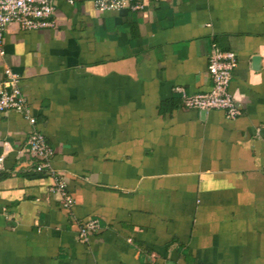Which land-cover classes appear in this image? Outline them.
<instances>
[{"label": "crops", "instance_id": "crops-1", "mask_svg": "<svg viewBox=\"0 0 264 264\" xmlns=\"http://www.w3.org/2000/svg\"><path fill=\"white\" fill-rule=\"evenodd\" d=\"M54 7L52 26L6 27L0 83L20 76L74 202L36 171L24 114L0 111V264H264V0ZM215 48L238 57L235 119L178 91L211 89Z\"/></svg>", "mask_w": 264, "mask_h": 264}, {"label": "built area", "instance_id": "built-area-1", "mask_svg": "<svg viewBox=\"0 0 264 264\" xmlns=\"http://www.w3.org/2000/svg\"><path fill=\"white\" fill-rule=\"evenodd\" d=\"M56 0H0V56L5 54V30L9 24L16 23L22 29L33 30L53 25L50 17L55 11ZM75 5L85 0H65ZM100 11L117 10L130 6L134 0H91ZM135 8L142 7L136 4ZM238 66L237 54L215 48L208 56V72L212 87L204 93H181L183 106L200 111L221 110L228 119H235L242 114V104L231 94L229 87L234 70ZM5 79L0 83V111H15L24 114L30 124L27 145L30 153L39 159L36 171L51 176L55 181L50 191L60 196L65 208H71L73 198L67 191V182L57 175L52 165L53 148L45 135L38 129L37 119L29 112L28 100L20 85V76L10 67L5 69ZM4 157L0 156V170ZM101 225L98 219L83 221L77 230L82 241H88L91 235L99 232Z\"/></svg>", "mask_w": 264, "mask_h": 264}, {"label": "water", "instance_id": "water-1", "mask_svg": "<svg viewBox=\"0 0 264 264\" xmlns=\"http://www.w3.org/2000/svg\"><path fill=\"white\" fill-rule=\"evenodd\" d=\"M204 112H206V111H204Z\"/></svg>", "mask_w": 264, "mask_h": 264}]
</instances>
